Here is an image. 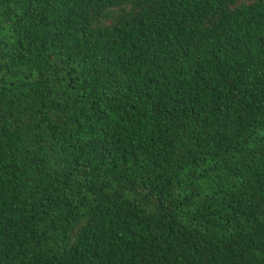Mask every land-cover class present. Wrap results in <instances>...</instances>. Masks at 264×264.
Segmentation results:
<instances>
[{"label":"trees","instance_id":"16d2710c","mask_svg":"<svg viewBox=\"0 0 264 264\" xmlns=\"http://www.w3.org/2000/svg\"><path fill=\"white\" fill-rule=\"evenodd\" d=\"M0 264H264V0H0Z\"/></svg>","mask_w":264,"mask_h":264}]
</instances>
